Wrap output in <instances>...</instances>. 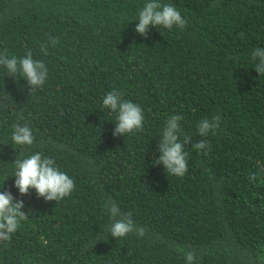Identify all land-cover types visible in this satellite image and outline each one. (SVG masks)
Returning <instances> with one entry per match:
<instances>
[{
	"label": "trees",
	"instance_id": "1",
	"mask_svg": "<svg viewBox=\"0 0 264 264\" xmlns=\"http://www.w3.org/2000/svg\"><path fill=\"white\" fill-rule=\"evenodd\" d=\"M147 2L0 0V53L31 52L48 69L30 91L0 65V192L27 214L0 241V264H186L188 252L194 264H264V75L251 55L264 47V0H159L186 27L145 38L134 29ZM113 90L143 109L142 132L113 137L117 113L102 107ZM173 115L181 142L211 145L185 146L183 177L154 164ZM215 115V134L200 137L198 123ZM16 124L32 145L12 141ZM37 152L75 182L58 204L14 186L15 160ZM109 197L143 237L106 234Z\"/></svg>",
	"mask_w": 264,
	"mask_h": 264
},
{
	"label": "clouds",
	"instance_id": "2",
	"mask_svg": "<svg viewBox=\"0 0 264 264\" xmlns=\"http://www.w3.org/2000/svg\"><path fill=\"white\" fill-rule=\"evenodd\" d=\"M137 21L134 31L145 38L148 36L150 27H163L171 30L173 27L183 29L187 24L180 11L172 4H161L159 0H149L145 3L138 13ZM49 42L53 46L56 44L54 38H50ZM41 50L47 54V45H42ZM251 55L254 61H258L255 71L259 75H264V47L255 48ZM0 65L6 67L12 78L18 72L21 73L22 77L26 79L30 91L42 87L47 79V67L42 61L34 59L31 52L19 60L15 56L8 58L6 53H0ZM102 107L117 113L116 126L112 132L113 137L144 130L143 109L138 104L123 100L120 92L113 90L107 93L102 99ZM182 119L181 115H173L167 120L159 140L160 155L158 159L154 160V164L164 166L167 174L177 177H183L189 170L186 145H191L197 151L211 147L206 139L192 143L190 136H186L181 142L179 140V121ZM220 122L219 115H215L211 119H202L198 123L197 134L204 138L208 137L210 133L214 135ZM11 139L16 145L30 146L34 143L32 131L27 125H14ZM14 164L17 169L13 175L15 176L14 186L21 196L30 194L34 189L38 198H43L46 202L56 201L58 204L65 197L70 196L75 188L74 180L66 173L61 172L55 166L53 159L43 157L39 152L23 160L16 159ZM248 179L255 181L256 174H251ZM106 207L112 221L106 229L107 235L110 234L115 239L125 237L129 233H136L140 237L145 235L146 227L136 225L131 218V213L122 212L111 197L108 198ZM23 208V201L15 200L10 191L0 192V241L11 242V235L18 229L20 220L27 217V214L21 211ZM185 259L186 264H194L195 253H186Z\"/></svg>",
	"mask_w": 264,
	"mask_h": 264
}]
</instances>
